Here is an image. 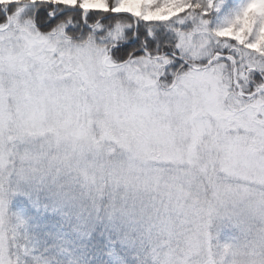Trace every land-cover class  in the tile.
<instances>
[{"label":"rangeland","instance_id":"374dc122","mask_svg":"<svg viewBox=\"0 0 264 264\" xmlns=\"http://www.w3.org/2000/svg\"><path fill=\"white\" fill-rule=\"evenodd\" d=\"M65 31L0 24V230L22 264H85L91 243L109 264H215L239 234L216 206L264 197V83L203 44L181 43L195 69L116 63L107 38Z\"/></svg>","mask_w":264,"mask_h":264},{"label":"snow or ice","instance_id":"6c2138e0","mask_svg":"<svg viewBox=\"0 0 264 264\" xmlns=\"http://www.w3.org/2000/svg\"><path fill=\"white\" fill-rule=\"evenodd\" d=\"M25 14L40 29L63 23L107 38L123 58L170 59L172 67L184 63L182 41L203 44L242 82L264 83V0H0V24ZM0 264H22L15 236L2 230Z\"/></svg>","mask_w":264,"mask_h":264},{"label":"clouds","instance_id":"9594fccd","mask_svg":"<svg viewBox=\"0 0 264 264\" xmlns=\"http://www.w3.org/2000/svg\"><path fill=\"white\" fill-rule=\"evenodd\" d=\"M216 216L239 234L218 242L215 264H264V197L225 198L216 206Z\"/></svg>","mask_w":264,"mask_h":264},{"label":"trees","instance_id":"16d2710c","mask_svg":"<svg viewBox=\"0 0 264 264\" xmlns=\"http://www.w3.org/2000/svg\"><path fill=\"white\" fill-rule=\"evenodd\" d=\"M35 24L36 26L38 27V22L36 21L35 19ZM39 28V27H38ZM40 29V28H39ZM44 32H48L46 30H43V29H40ZM66 35L67 36H70V37H76L78 35H80V33H76V34H73L71 32H68L67 30L65 31ZM112 54L113 56L116 58H114L115 62H120V61H124V60H127L130 56L133 58V55L131 53L128 54V56L126 58H123L121 57L120 55L116 54L113 49H112ZM63 227L65 228L64 224H63ZM93 246V247H92ZM89 247V248H88ZM116 248V247H115ZM124 250L123 252L126 251V247H123ZM130 252L132 251V254L134 256H139L136 254V252L134 250H132L131 248H129ZM112 251L111 250H107V249H99L97 246H94L93 243H91L90 245H87L86 247L83 246V253H84V256L86 257V261H85V264H109V261L108 260V256L110 255ZM126 253H129V252H126ZM141 256H146V255H141ZM140 257V256H139ZM142 258V257H140ZM142 259H146L145 257H143ZM155 264L154 262H149V260L146 261V264Z\"/></svg>","mask_w":264,"mask_h":264},{"label":"water","instance_id":"95a60500","mask_svg":"<svg viewBox=\"0 0 264 264\" xmlns=\"http://www.w3.org/2000/svg\"><path fill=\"white\" fill-rule=\"evenodd\" d=\"M216 58V57H215ZM214 58V59H215ZM214 59L213 60H211L208 64H207V66L206 67H208V66H210L211 64H212V62L214 61ZM236 85H238L237 83H235ZM264 90H259L258 92H263Z\"/></svg>","mask_w":264,"mask_h":264}]
</instances>
